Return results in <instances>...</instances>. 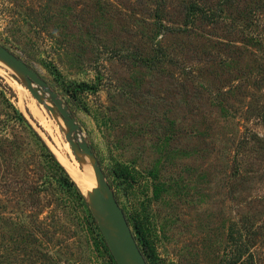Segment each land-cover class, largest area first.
<instances>
[{
  "label": "rangeland",
  "instance_id": "rangeland-1",
  "mask_svg": "<svg viewBox=\"0 0 264 264\" xmlns=\"http://www.w3.org/2000/svg\"><path fill=\"white\" fill-rule=\"evenodd\" d=\"M0 44L68 105L148 264H264V0H0ZM39 93L0 70V264H116L16 117L82 178ZM7 129L26 175L12 195Z\"/></svg>",
  "mask_w": 264,
  "mask_h": 264
},
{
  "label": "water",
  "instance_id": "water-1",
  "mask_svg": "<svg viewBox=\"0 0 264 264\" xmlns=\"http://www.w3.org/2000/svg\"><path fill=\"white\" fill-rule=\"evenodd\" d=\"M0 60L24 80L26 86L38 101L44 103L39 88H43L50 94L53 104L45 103V105L51 111L56 108L62 115L68 127L66 138L72 149L76 154H83L90 158L100 187L93 189L89 201L98 220V226L117 264H148L133 234L127 216L111 189V185L105 178L104 171L95 156L92 146L78 135L77 132L80 130V126L69 110L68 105L58 96L57 92L50 88L48 82L40 76L34 67L2 44H0ZM101 216H103V220L110 223V226L102 222Z\"/></svg>",
  "mask_w": 264,
  "mask_h": 264
},
{
  "label": "trees",
  "instance_id": "trees-1",
  "mask_svg": "<svg viewBox=\"0 0 264 264\" xmlns=\"http://www.w3.org/2000/svg\"><path fill=\"white\" fill-rule=\"evenodd\" d=\"M224 5H228L230 1L232 0H220ZM191 8H201L199 5L192 3L190 5V11ZM206 17H212L213 19L216 18L215 13L212 12H205L204 13ZM52 74L54 75V79L57 81L60 78V74L54 69V71H52ZM59 83H61L62 85V92H65L67 95H69L71 98H73V96H76L77 94V88L72 90L70 89V87L64 82V81H60ZM84 85H78V88L83 87ZM68 102H70V100H67ZM69 104V103H68ZM70 106V104H69ZM71 107V106H70ZM16 117L17 119L22 123L28 125L29 127V131L32 135V137L35 140V143H37L40 147V149H42V151L44 152V158L46 159L47 163L49 164L50 169H52L56 175H57V179L59 184L66 190L67 193H69L76 201L80 202L85 210L88 212V215L91 219V222L93 223V225L95 226V228L97 230H99L100 234V228L97 224V221L94 217V215L91 213L89 204L80 188V186L78 185V183H76V181L74 180V178L71 176V174L68 172V170L65 168V166L59 161V159L57 158V156L53 153V151H51V149L49 148V146L47 145V143L45 142V140L43 139V137L35 130V128L33 127V125L28 121V119L26 118V116L23 114V112L21 111H15ZM5 148H7V162H6V179L5 181L8 184V191L10 192V194L12 195L14 192L18 191V186H15V184H18L19 182H23V179L25 178V172L23 170H21L22 167H20L19 163L16 161L15 158V152L17 151V142L15 141V137L14 135L11 134V132L7 129V133L5 136ZM25 175V176H24ZM15 188H18L17 190ZM21 192L23 191V189H20ZM24 190L27 191L26 187H24ZM35 190V189H33ZM25 192V194L27 196H30L31 192ZM32 191V190H31ZM12 198V196L10 197V199ZM10 220V219H9ZM17 220V219H15ZM5 224L8 225V227L10 228H16L18 223L15 221H7L5 219ZM247 231V235L250 238L249 240H251V237L255 236L257 234V231L255 230L254 224L249 225V227L246 229ZM139 239V238H137ZM103 240L105 241V239L103 238ZM105 245L106 248L109 249L108 244L105 241ZM110 250V249H109ZM145 254V253H144ZM113 256V255H112ZM114 258V257H113ZM147 259V258H146ZM116 262V261H115ZM117 264V262H116Z\"/></svg>",
  "mask_w": 264,
  "mask_h": 264
},
{
  "label": "bare ground",
  "instance_id": "bare-ground-1",
  "mask_svg": "<svg viewBox=\"0 0 264 264\" xmlns=\"http://www.w3.org/2000/svg\"><path fill=\"white\" fill-rule=\"evenodd\" d=\"M0 70L2 72H5V73L9 74V75H11L12 71H13L12 69L8 68V66H6L1 60H0ZM35 111L37 112V110H35ZM65 148H66V146H65ZM81 160H82V164L84 166L85 171L83 173H81L82 174V178L81 179L78 178V177L76 178V176H75V178H76L75 180L78 183V185L80 186V188H81L82 192L84 193V195L86 197L90 198V195L92 194L93 189L96 188V187H100V183L98 181V177L96 176V174H95V172H94V170L92 168L90 158L88 156H83L82 155L81 156ZM77 164H78V161L76 160V158L72 159V163L70 162V165L72 167L70 169H72L71 171H73L74 174H76L77 170H78V169H76L77 168ZM101 217H102V219H101L102 222L104 224H107L108 226H110V223H108L107 221L103 220V216H101ZM130 264H134V263H130Z\"/></svg>",
  "mask_w": 264,
  "mask_h": 264
}]
</instances>
